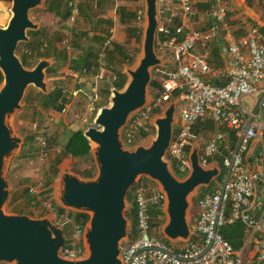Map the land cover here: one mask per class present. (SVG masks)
<instances>
[{
    "label": "built area",
    "instance_id": "obj_1",
    "mask_svg": "<svg viewBox=\"0 0 264 264\" xmlns=\"http://www.w3.org/2000/svg\"><path fill=\"white\" fill-rule=\"evenodd\" d=\"M232 1L209 0L205 10L207 28L193 29L188 24L197 15L194 0H178L177 8L169 0H158L155 49L166 54L171 66L156 69L163 75V91L124 127V145L132 146L138 142L141 131L146 130V124L149 126L152 113L162 110L174 92L179 93L178 124L174 127L166 155L180 178L191 169L190 137L193 125L199 119L210 115L218 126L234 132L235 143L232 149L226 143L225 148L230 150L222 157L218 179L212 181L210 191L195 205V221L190 224L193 235L187 243L165 242L152 234L150 210L162 211L164 195L149 180L137 183L133 199L135 231L131 233L129 229L127 244L121 248L123 264H243L242 250H234L220 233L222 226L237 222L244 225L245 243L255 233L262 236L257 243V260L264 262V199L260 198L264 196V31L252 24L244 35L238 36V27L231 20ZM80 3L81 0L68 2L70 26L80 14ZM142 19L143 12L139 11L137 22ZM114 36L115 31L110 29L102 51L111 47ZM215 41L224 67L214 66L209 61L211 44ZM46 46L44 41L39 52ZM66 49L70 47L66 46ZM103 72L100 68V73L94 76L93 93L97 92ZM81 74H88V70L82 69ZM211 80L224 84L213 85ZM95 97L88 96L91 101ZM61 112L64 114L65 109ZM45 126L37 131L40 126L34 123L32 128L41 133ZM221 141H225V136L216 131L201 144L198 154L201 166L212 162L219 153ZM37 143L39 158L47 157L45 137L40 135ZM55 150L60 152L59 148ZM43 189L41 179L27 187L32 206L40 201ZM41 206L44 210H53L48 200L42 201ZM54 212L52 221L70 229L67 235L64 234V257L72 260L81 257L83 220Z\"/></svg>",
    "mask_w": 264,
    "mask_h": 264
},
{
    "label": "water",
    "instance_id": "obj_2",
    "mask_svg": "<svg viewBox=\"0 0 264 264\" xmlns=\"http://www.w3.org/2000/svg\"><path fill=\"white\" fill-rule=\"evenodd\" d=\"M37 9H45V0H11L10 17L0 26V264H123L121 248L127 244L130 224L124 215L129 209L127 194L141 177L155 183L164 195L163 238L170 243H187L193 235L190 196L209 187L219 176L220 167L216 162L200 165L202 139L197 135L189 150V173L180 178L172 169L166 153L178 124L179 97L151 117L149 126L155 129V136L149 145L125 146L122 141L124 127L152 102L148 93L153 70L171 66L166 54L158 55L155 49L158 0H144L141 50L125 67V84L121 89L109 86L107 104L97 109L92 126L83 131L95 175L83 178L74 172H61L53 184L57 206L88 216L82 256L74 260L64 257V230L51 218L6 212L11 191L6 179L8 160L20 153L23 144L12 122L30 87L43 95H48L51 87L47 70L53 60L41 58L26 67L16 53L20 44L29 42V33L39 29L30 18V12Z\"/></svg>",
    "mask_w": 264,
    "mask_h": 264
},
{
    "label": "crops",
    "instance_id": "obj_3",
    "mask_svg": "<svg viewBox=\"0 0 264 264\" xmlns=\"http://www.w3.org/2000/svg\"><path fill=\"white\" fill-rule=\"evenodd\" d=\"M47 1L48 0H45V9ZM68 1L69 0H62V3L65 4ZM169 1L173 4V7L177 8L178 0ZM206 1L207 0H194L198 15L196 19L188 24V26H190L191 28H207L208 23L206 22L207 17L205 15V12L203 13L198 9L199 4H204L206 3ZM230 5L232 8V24L238 27V31L236 33L238 36L244 35L252 24L258 26L260 28V31H264V5H262V3L260 4L258 2H251L250 0H233ZM37 10L39 11V9ZM143 10L144 0H81L80 14L76 19L77 25L74 29L69 25L68 21L59 24V18L54 17L53 14L50 13H47V16H49V18L44 23L45 25H41L40 22L38 23L39 29L46 26L47 31L50 32V35L49 33H47V38H49L53 53L45 54L43 52H40L46 55L42 58L53 60L52 66L49 69H56V73L52 74L51 77H49V83L51 86L50 90L52 88L51 80L59 81L64 84L63 90H65V93L63 94H66L65 97L68 98V102L63 108L65 109L64 114H62L61 111H46L47 116H50V120L49 122H47L48 129H50L52 132L58 131L59 133H61V131H63L64 133V131L68 130L69 126L66 124V121L71 120L74 110L77 109L76 106H78L77 103L79 102L78 96L84 95H80L82 88H89L90 94H87L86 98L89 104H93L98 97L99 90L108 89L109 91V86L112 83L122 82L123 78L119 76V73H122L124 75L125 84L126 75L124 72L126 65L123 64L122 53L123 57L125 56V54L128 55V46H131L133 41L135 40V38L131 35L129 29L135 27L136 29H138V31H136V34H140L139 32H142L141 27L137 25L136 21L137 13L139 11L143 12ZM34 11H31L30 14ZM110 29H113L115 31L112 45L108 49L102 51L103 44L108 36V31ZM66 46H69L70 49H66ZM198 48H200V46H198ZM63 50H65V52H63ZM86 58L91 63V67H85L88 70V74L84 75L81 74V71L82 69H84L83 64L84 59ZM221 66L224 67L223 60L220 67ZM100 68H102L104 71L102 73L103 76L97 84V92L93 93V79L96 74L100 73ZM101 84L104 87H101ZM89 95L96 96L94 98V101L89 100ZM69 137L70 135L67 137V140ZM64 144L65 142L63 143L62 147L57 144L55 148H59L61 151ZM37 154L39 156V152ZM66 159L71 160L69 156H67ZM74 161L79 162L78 160ZM70 163L71 161H65V159H62L58 165V169L60 168V170H58V173L72 172L71 170H69ZM61 167L63 169H61ZM12 197L16 199V201L13 205L10 206V208H21L19 204V200L22 201L20 193L15 194ZM260 198L264 199V196L262 195ZM192 208L193 214H191L190 224L195 221L196 217V208L195 206H193ZM261 238L262 236L260 234L255 233L250 241L246 243L244 242V245L241 248L243 254V264H264L263 261L257 260V243ZM179 243L183 244V242Z\"/></svg>",
    "mask_w": 264,
    "mask_h": 264
},
{
    "label": "trees",
    "instance_id": "obj_4",
    "mask_svg": "<svg viewBox=\"0 0 264 264\" xmlns=\"http://www.w3.org/2000/svg\"><path fill=\"white\" fill-rule=\"evenodd\" d=\"M251 2H258V3H262V5H264V0H250ZM69 2V1H68ZM68 2L67 3H62V0H48L46 2V9L45 12L53 14L54 17L59 18V24L62 22H66L68 20V17L70 16V8L68 6ZM208 3L209 0L206 1V3L204 4H199V10L201 12H205V10L208 7ZM198 15V14H197ZM197 15L194 17V19L197 18ZM132 16V15H131ZM134 16V15H133ZM194 19H191L192 21ZM176 23H178V21H176ZM130 33L134 38H139V34H136V31H138V29L134 28H130ZM140 31V30H139ZM47 34H46V30L41 27L38 31L36 32H30V42L28 44H20L19 47L17 48V53L20 55L22 64L26 67H31L32 65L35 64V62L38 61L39 58H42L44 56H46L43 53L39 52V49L42 47L43 42L45 41L47 44ZM25 47L27 50H25V52L21 51L22 48ZM155 48L157 49V43H155ZM29 52V53H26ZM23 52V53H22ZM122 60H123V64L125 63H129L131 64L133 62L132 57L128 56L125 54V56L123 57V53H122ZM210 63L214 66H219L222 64V59L219 55V50H218V45L215 42H212L211 44V52H210ZM121 62V61H120ZM122 63V62H121ZM90 62L86 59H84V68L90 66ZM94 64V63H93ZM91 67V66H90ZM222 67V66H221ZM159 70H163L161 68H156ZM156 69L153 71V77L151 79V82L149 84V89H150V94L152 96V98L157 97L158 95H160L162 93V81H163V75L160 72H157ZM56 72L55 68L49 69L47 71L48 77H51L52 74H54ZM119 76H121L123 78L122 82L120 83H112L113 86L116 89H121L124 85V81H125V77L122 73H119ZM2 82V76L0 74V84ZM52 83V88L49 92L48 95H43L41 93H38L39 95V106L40 108H42L43 110H53V111H57L60 112L62 111V109L65 107V105L68 102V98L65 97V94H63V88H64V84L56 81V80H51ZM210 84L213 85H222L224 84L223 81H210ZM178 92H174L173 93V98L178 96ZM98 96L100 97V100L98 102L94 101L93 103V107L92 110L93 111V116L91 118V120L94 118L95 112L97 111V109H99L100 107L104 106L107 104V99L109 97V91L108 89H101L99 90ZM27 99L25 98V101ZM96 102V103H95ZM159 111H161L160 109H158L157 111H155L154 113H158ZM153 114V113H152ZM41 124L39 123V126ZM176 128H174L175 131ZM41 130V127L40 129ZM83 130L84 129H80L78 128L77 130L73 131L70 134V137L68 138V140L65 142L63 149L58 153L55 150V146L58 144V136L56 134H52L49 136L48 133L44 132V129L42 130V132H34L29 135L28 137H25L24 140H32V139H36L38 138L40 135H42L43 137H45L46 139V146H45V152L47 153V158H51L53 161V165H52V170L50 172H45L42 171V169L44 168L43 166L40 167V170L42 171V176L44 181L43 182V191L41 193V198L40 201L36 202L35 206L31 205V198L28 195L27 192V188L23 189V196L21 195L22 198V203H23V207H25V209H29L31 210V212L36 211V209H38L39 207H41V209L44 210V208L41 206V202L42 201H49V199L51 198V194H52V185H53V181L54 179L57 178V174H58V169L57 166L59 165V163L61 162L63 157L69 156L71 159L74 160H78L81 163H84V166L82 170L79 171V175L83 178H91L94 176L95 173V168L94 165L92 164L91 167H87V163L91 162L93 163L92 157L89 154V149L90 146L87 142V140L84 138L83 136ZM152 131V128L149 127L146 124V130H142L141 131V138H146V136H148V134ZM221 132L224 134L225 136V141H221V143L218 144V150L219 153H217L212 159L211 161L214 162L216 161L218 165H221V160L223 156H226L229 152L230 149L233 148L234 146V142H235V134L233 131H230L224 127L218 126L213 119L211 118L210 115H206L203 119H199L198 121L195 122V124L192 127V136L190 137V141H192L197 135H201L202 137H205L206 135H209L210 133L213 132ZM226 143H228V146L230 149H226ZM21 158H26V162H29V160L33 157H30V159L25 156V155H21ZM34 158V157H33ZM86 163V165H85ZM37 167V166H36ZM34 170H36V172L38 173V169L34 167ZM176 173V175L178 177H181L178 172L175 170L174 171ZM23 184H27L29 182L33 183L31 181V178L27 177V173H23ZM29 178V179H28ZM138 184L134 185L128 192L127 194V201L129 202L130 206L129 209L127 210L126 215L128 216V219L130 220V231L131 233H133L135 231V225H136V215H135V205L133 203V199H134V191L135 188L137 187ZM210 191V186L205 188H201L197 194V196H195L192 200L193 206H195L198 202V200L200 199V197L202 195H204L205 193ZM16 199H14L13 197L10 199L9 201V205H13L15 203ZM51 201V200H50ZM51 205L52 208L55 209V211L57 212L58 215H63V214H67L66 212H68V216H70L69 214H71L72 212L66 211L63 208L57 206L54 201H51ZM41 210V211H43ZM11 212H15L18 214H27L29 216L35 217L32 215V213L30 214V212H25L23 210V208H11ZM74 214L73 217L75 219H82L83 223L85 224L88 220V216L86 214H78V213H72ZM150 215H151V219H150V225L152 228L154 227H161L164 220V214L161 210L159 209H151L150 210ZM41 217V216H40ZM39 218V216L37 217ZM64 230V234L67 235L68 231H70V229L68 227H63ZM220 233L223 236V238L229 242L231 244V246L233 247L234 250L238 251L240 250L245 242L246 239V234H245V228L244 225L241 222H237L233 225H224L221 227L220 229ZM161 236V235H160ZM160 239H162L165 242H168L166 239H164L163 237H159Z\"/></svg>",
    "mask_w": 264,
    "mask_h": 264
},
{
    "label": "rangeland",
    "instance_id": "obj_5",
    "mask_svg": "<svg viewBox=\"0 0 264 264\" xmlns=\"http://www.w3.org/2000/svg\"><path fill=\"white\" fill-rule=\"evenodd\" d=\"M174 1H176V0H174ZM10 6H11V0H0V26H2V27L7 24V21L9 19V17H10V11H9ZM44 11H45V9H39V11L35 10L34 12H32L30 14V18L34 22H37V23L40 22L41 25H45L44 23L49 18V16H47L48 15L47 12H44ZM142 21H143V19H142ZM142 21H140V22L136 21L137 25L140 26ZM76 25H77V20H76L75 24L72 25L71 27L74 29ZM43 28L46 30V34L49 33V35H50V32L47 31V27L45 26ZM139 33H140L139 34L140 35L139 38H137V39L135 38V40L133 41L132 45L128 46V50H129L128 51V56L132 57L133 60H135L137 58V56L139 55L140 50H141L142 32H139ZM47 37H46V39H47V44L46 45L47 46L44 48V50L42 52L45 53V54L46 53L47 54H51V53H53V49L51 47L49 38H47ZM29 38H30V36H29ZM22 44L25 45L26 43H22ZM63 49H64V47H63ZM25 50H27V49L25 47H23L21 51L25 52ZM63 52H65V50H63ZM156 53L158 55H162L163 54V53L158 52V51H156ZM17 55L20 57V55L18 53H17ZM125 65L126 66H130L129 63H125ZM114 70H116V69H114ZM115 73H117V72H115ZM152 75H153V72H152ZM49 79L50 78L47 77V81L48 82H50ZM101 87H104V86H102V84H101ZM38 93L39 92L36 89L32 88V87H30L27 90V93L25 95V98L27 100L25 101V98L23 99L22 109L17 113L16 118L12 122L14 131H15V133L17 135L22 137L23 144H22V149H21L20 153L18 155H16V156L12 157L10 160H8L9 167H8V170H7V173H6V179H7L9 187H11L9 201L12 198V196L15 195V194L20 193V195L23 196V194H24L23 193V189H26L31 184V182H29V183H27L25 185L23 184V182H22L23 176H24L23 173H27V177L29 175V177L31 178L32 182H34V181H36L38 179H41V180L44 181L43 176H42V171H44V169H45V172L47 173V172H50L52 170V165H53L52 159L51 158H47V157L39 158V156L37 154L39 152V145L37 143V138L36 139H32V140H27V141L24 140L25 137H28L29 135H31L33 133L34 130H33L32 126L34 125V123H37L38 125L40 123L41 124L40 125L41 129H42L43 125H46L45 128H43L44 132L48 133L49 136L52 135V134H56L58 136V141L57 142H58V144L61 147H62L63 143L66 142L67 137L73 131H75L78 128L85 130V129L88 128V126H92L91 118L93 116V111H90V110L92 109L93 104L92 103L89 104V102L87 101V98H86V95L90 94L89 93V88L88 89L85 88V87L82 88L80 95L81 94H84V95L78 96L79 102L77 103L78 106H76L77 109L74 110L73 117H71V120H67L66 121V124L69 126V128H68L67 131H64V133H63V131H61V133H59L58 131L57 132L56 131L52 132L50 129H48L47 122H49L50 116H47V114H46L47 110H43L42 108H40V106L38 104V102H39ZM149 97H152L151 94H150V89H149V93H148V98ZM99 100H100V97L98 96L97 99H96V102H98ZM74 116H75V119H74ZM175 126L176 125H174V127ZM39 129L40 128H38L37 131H39ZM34 132H36V131H34ZM211 135H212V133H210L209 135H206L205 137L201 136V139H202V143L201 144L205 143L211 137ZM154 136H155V129L152 128V131L148 134V138L147 137L143 138V139L140 138L137 143H141L142 145L147 146V145L150 144L151 140L154 139ZM22 154L27 156L29 159L32 156L34 158L32 157L29 160V162H26V158L25 159L21 158ZM66 158H67V156L63 157L62 159H65V161H71L69 170H71L72 172H74L76 174H78L79 171L82 170L83 167H85L84 164H82L80 162H75L72 159L68 160ZM166 158L168 159L167 155H166ZM92 160H93V158H92ZM92 164L94 165V161H93V163H92V161L87 163V165L85 163V165L87 167H91ZM41 166L44 167L42 169V171L40 170ZM34 167L38 169V173L36 172V170H34ZM57 169H58V166H57ZM61 169H63V168L61 167ZM172 169H173V167H172ZM58 170H60V168ZM58 174H57V178L54 179V181H53L54 183L58 181V177H59ZM217 179H218V177H216L214 179V181L217 180ZM147 181H148V179H146L144 177H141L138 180V182H141V183H144V182H147ZM193 197H194V194L192 196H190V203L192 202V198ZM50 200L54 201L53 194H51V198L49 199V201ZM9 201H8V204H7L6 208H5V210H6V212L11 213V208H10V205H9ZM54 203H55V201H54ZM19 204L23 208V210L25 212H27V209H25L23 207V203H22L21 200H19ZM128 206H130V204H128ZM192 207L189 210V215L190 216H191V214H193L192 213L193 212V208ZM41 210H43V209H41V207H39L38 209H36V211H34V212L32 211L33 213L31 212V210H28V212H30V214L32 213V215L35 216L34 218H37L38 216H39V218H42V217L51 218L52 216H54V213H55L54 212L55 211L54 208H53L54 211L53 210L52 211H49V210L48 211L47 210L41 211ZM66 213L68 214V212H66ZM126 213H127V211L124 213V215H125L126 218H128ZM63 215H65V214H63ZM69 215L73 216L74 214L71 213ZM163 220H165V218H163ZM129 229H130V224H129V227H128V231H129ZM151 232H152V234L155 237H158V238L159 237H163V235L161 233V227H159V228L158 227H154V228H152Z\"/></svg>",
    "mask_w": 264,
    "mask_h": 264
},
{
    "label": "flooded vegetation",
    "instance_id": "obj_6",
    "mask_svg": "<svg viewBox=\"0 0 264 264\" xmlns=\"http://www.w3.org/2000/svg\"><path fill=\"white\" fill-rule=\"evenodd\" d=\"M154 114H156V113H153L152 116H153ZM152 116H151V117H152Z\"/></svg>",
    "mask_w": 264,
    "mask_h": 264
}]
</instances>
